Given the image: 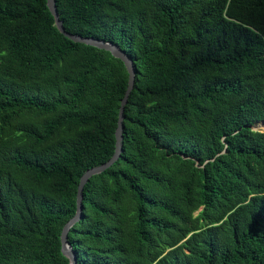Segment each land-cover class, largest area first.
<instances>
[{
	"label": "trees",
	"instance_id": "16d2710c",
	"mask_svg": "<svg viewBox=\"0 0 264 264\" xmlns=\"http://www.w3.org/2000/svg\"><path fill=\"white\" fill-rule=\"evenodd\" d=\"M56 1L136 70L78 264H264V0ZM129 76L48 0H0V264H70Z\"/></svg>",
	"mask_w": 264,
	"mask_h": 264
},
{
	"label": "water",
	"instance_id": "95a60500",
	"mask_svg": "<svg viewBox=\"0 0 264 264\" xmlns=\"http://www.w3.org/2000/svg\"><path fill=\"white\" fill-rule=\"evenodd\" d=\"M48 6L50 11L52 12L53 16L55 17L56 26L63 33L65 36L69 37L75 42L83 43L86 45L94 46L99 49H103L106 51L111 52L115 57L121 59L126 64L128 71H129V85L126 92L125 97L122 100V105L119 114V122L118 128L116 131V152L114 156L105 164L94 167L88 171L81 177L79 189H78V209L76 215L65 225L63 232H62V251L63 253L70 259V264H78V256L69 241V233L72 227L82 218V211H83V198H84V188L88 181L94 176L103 173L108 168H110L121 156L123 151V130H124V119H125V107L128 103L129 97L134 89L135 80H136V70L133 60L130 58L129 54L123 50L118 44L95 38V37H84L81 35H76L73 33L68 32L65 27L64 23L61 20L57 1L56 0H48ZM264 126V121L256 124L253 126L254 130H259L260 127Z\"/></svg>",
	"mask_w": 264,
	"mask_h": 264
},
{
	"label": "rangeland",
	"instance_id": "374dc122",
	"mask_svg": "<svg viewBox=\"0 0 264 264\" xmlns=\"http://www.w3.org/2000/svg\"><path fill=\"white\" fill-rule=\"evenodd\" d=\"M259 130H264V126L263 127H260Z\"/></svg>",
	"mask_w": 264,
	"mask_h": 264
}]
</instances>
